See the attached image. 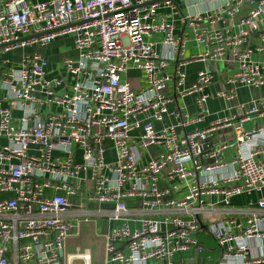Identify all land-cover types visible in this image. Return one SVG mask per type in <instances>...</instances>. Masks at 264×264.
Wrapping results in <instances>:
<instances>
[{"label": "built area", "instance_id": "obj_1", "mask_svg": "<svg viewBox=\"0 0 264 264\" xmlns=\"http://www.w3.org/2000/svg\"><path fill=\"white\" fill-rule=\"evenodd\" d=\"M186 31L203 48L188 63L232 60L225 85L264 92V0H0V137L7 142L0 144V264H92L90 250L66 254L68 240L92 219L109 223L105 264H209L199 260L203 232L220 250L213 264H264V199L247 208L232 204L264 189V127L246 128L264 117V94L241 115L183 138L173 127L131 123L148 111L156 122L182 116L185 129L202 121L169 110V81L186 80ZM67 35L79 53L64 61L70 90L56 92L67 79H48L40 54L23 55L18 67L5 57ZM130 69L146 74V88L123 78ZM212 82L210 73L198 74L192 90L201 110ZM54 105L62 111L43 114ZM139 128L136 142L131 132ZM222 128L235 132L233 171L204 180L191 167L199 156L194 139L206 141ZM159 143L166 152L142 164L141 151ZM226 148L207 155L215 162L206 171L229 164L219 161Z\"/></svg>", "mask_w": 264, "mask_h": 264}, {"label": "crops", "instance_id": "obj_2", "mask_svg": "<svg viewBox=\"0 0 264 264\" xmlns=\"http://www.w3.org/2000/svg\"><path fill=\"white\" fill-rule=\"evenodd\" d=\"M48 0H33V2H46ZM187 37L189 39L184 57L181 59L186 60V65L183 70L186 74V80L183 86H178L175 79H171L167 87V95L172 98V102L169 104V110L171 112L175 111L179 113H187L191 118H202V121L197 124H192L188 128H183L180 126L182 122V116L177 115H167L162 122H156L153 119V112L148 111L138 115L131 123L139 122L144 125L147 122H152L156 131H161L165 128L173 127L179 137L183 138L187 135L194 133L196 130H205L210 127L213 123L225 119L230 116L241 115L243 113V107H249L252 102L259 99L264 92L251 88V87H233L231 85H225L224 77L229 75L234 70L233 61H215L208 60L206 62H189L188 60L192 55H196L203 48L198 46L193 39V34L186 31ZM162 38L157 36L155 40L160 41ZM162 47L159 46V49ZM38 53L43 58H45L49 65L47 68V78L52 79L55 77H62L67 79V84L63 89H57V93H61L63 90H70L72 77L68 75L64 67V61L67 59L76 60L79 53L75 50L73 45V37L71 35L61 36L55 39L47 47H36L30 46L25 49H17L5 57L10 60V65L12 67H18L21 61V57L25 54ZM1 63V58H0ZM176 63L170 65L167 70V74L174 75V67ZM208 72L213 76L212 84L206 89V93L209 95V99L201 110L196 105V99L198 94L192 89L197 81L198 74L200 72ZM1 72V64H0ZM123 78L130 81L134 88L144 89L147 86L146 74L141 70L130 69L123 74ZM220 92L224 93H235V98L228 101L225 97H221L218 94ZM2 107L10 108L13 111L14 117H20L21 113L14 107L13 103L10 101H4L1 104ZM62 111L61 107L58 106H44L43 114L59 113ZM264 127V117H253L252 120L247 121L246 128L252 129L255 126ZM142 135V129H134L131 132L132 138L137 142ZM212 141L214 150H218L222 147H227L222 151L220 162L229 163L226 167L221 169H216L211 172L206 171V168L210 165L207 164V156L197 162L194 159L193 166L200 177L204 180L210 179H223L231 175L233 171V166L230 162L236 155V139L235 132L230 128L219 129L214 136L210 139ZM7 142L5 139L0 137V144L5 145ZM211 151V152H213ZM36 152V148L32 147V153ZM166 152L165 145L159 143L157 145L150 146L148 149L141 151V162L142 164L147 163L150 159H158L162 154ZM76 162L82 163L83 151L79 148L74 149ZM59 153H55L58 155ZM115 157L114 151L108 149L106 153V159L108 162L112 161ZM86 174V173H85ZM264 199V189L260 193H253L252 195H242L234 197L232 204L234 207L247 208L255 205L258 199ZM108 209L109 206H104ZM93 223L98 236L104 240V234L108 229V221L106 219H92L89 223ZM112 225V223H110ZM84 226V225H83ZM82 226V227H83ZM105 241V240H104ZM68 247V243H67ZM105 251V244H104Z\"/></svg>", "mask_w": 264, "mask_h": 264}, {"label": "rangeland", "instance_id": "obj_3", "mask_svg": "<svg viewBox=\"0 0 264 264\" xmlns=\"http://www.w3.org/2000/svg\"><path fill=\"white\" fill-rule=\"evenodd\" d=\"M67 243H68V247L66 250L67 255L77 253L78 248H80L82 251L90 250L93 257L92 264H105V251H104L105 241L100 236H98L97 230L93 223L84 224L80 236L70 238ZM206 254L207 253L205 251L203 254H201V257L203 258L206 257ZM219 256H220V252L218 257ZM73 264H83V262L81 260H75Z\"/></svg>", "mask_w": 264, "mask_h": 264}, {"label": "water", "instance_id": "obj_4", "mask_svg": "<svg viewBox=\"0 0 264 264\" xmlns=\"http://www.w3.org/2000/svg\"><path fill=\"white\" fill-rule=\"evenodd\" d=\"M39 35H35V36H30V37H26L21 39V41L36 37ZM194 143L196 145L197 151L199 152V156H197L195 158V161L197 162L200 159H203L204 156H207L211 151L214 150L212 141L210 139L206 140V141H202L199 138H195L194 139ZM215 162V159H207V164H212ZM197 260L191 261L189 264H196Z\"/></svg>", "mask_w": 264, "mask_h": 264}, {"label": "trees", "instance_id": "obj_5", "mask_svg": "<svg viewBox=\"0 0 264 264\" xmlns=\"http://www.w3.org/2000/svg\"><path fill=\"white\" fill-rule=\"evenodd\" d=\"M200 237H201L203 244H205L206 246L207 254H206V257L204 258L200 256L199 260L200 262H206L209 264H213L218 258V255L220 252L218 245L211 237L206 236L204 232L200 234Z\"/></svg>", "mask_w": 264, "mask_h": 264}]
</instances>
